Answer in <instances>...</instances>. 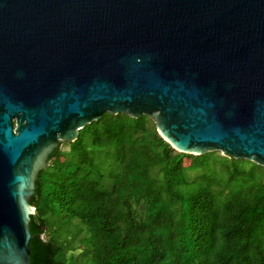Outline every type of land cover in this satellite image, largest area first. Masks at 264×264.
<instances>
[{
	"label": "water",
	"instance_id": "1",
	"mask_svg": "<svg viewBox=\"0 0 264 264\" xmlns=\"http://www.w3.org/2000/svg\"><path fill=\"white\" fill-rule=\"evenodd\" d=\"M105 112L264 170V0H0V264H54L38 173Z\"/></svg>",
	"mask_w": 264,
	"mask_h": 264
},
{
	"label": "trees",
	"instance_id": "2",
	"mask_svg": "<svg viewBox=\"0 0 264 264\" xmlns=\"http://www.w3.org/2000/svg\"><path fill=\"white\" fill-rule=\"evenodd\" d=\"M263 177L177 151L148 115L105 112L39 171L31 216L54 264H264Z\"/></svg>",
	"mask_w": 264,
	"mask_h": 264
},
{
	"label": "rangeland",
	"instance_id": "3",
	"mask_svg": "<svg viewBox=\"0 0 264 264\" xmlns=\"http://www.w3.org/2000/svg\"><path fill=\"white\" fill-rule=\"evenodd\" d=\"M66 149H67V147H66V146H63L61 151H62L63 153H65V152H66V151H65ZM184 163H185V165L188 164V163H189V160H188V159H185Z\"/></svg>",
	"mask_w": 264,
	"mask_h": 264
},
{
	"label": "flooded vegetation",
	"instance_id": "4",
	"mask_svg": "<svg viewBox=\"0 0 264 264\" xmlns=\"http://www.w3.org/2000/svg\"><path fill=\"white\" fill-rule=\"evenodd\" d=\"M61 144H62V143H61ZM61 144H60V145H61Z\"/></svg>",
	"mask_w": 264,
	"mask_h": 264
}]
</instances>
